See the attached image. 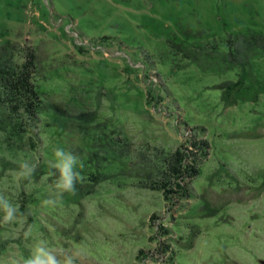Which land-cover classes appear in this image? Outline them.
Wrapping results in <instances>:
<instances>
[{"label":"rangeland","instance_id":"1","mask_svg":"<svg viewBox=\"0 0 264 264\" xmlns=\"http://www.w3.org/2000/svg\"><path fill=\"white\" fill-rule=\"evenodd\" d=\"M251 30L264 39V0H0V42L34 48L44 111L33 143L4 153L0 196L32 194L63 221L0 223V264H24L39 241L61 264H263L264 49L247 50ZM174 31L220 51L215 69L177 55ZM56 148L91 184L79 204L39 169ZM154 161L153 180L137 173ZM25 165L38 175L18 179Z\"/></svg>","mask_w":264,"mask_h":264},{"label":"trees","instance_id":"2","mask_svg":"<svg viewBox=\"0 0 264 264\" xmlns=\"http://www.w3.org/2000/svg\"><path fill=\"white\" fill-rule=\"evenodd\" d=\"M252 31V30H251ZM175 32V31H174ZM173 36H170V41H175V50L179 51L177 55H181L182 57L191 58L190 61L192 63L197 64L198 67L201 69H204L205 66L198 61V59H206L205 62L209 63L210 68H214L215 62L217 61L216 57H218L220 51H217V56L210 55L208 51L211 49V46L207 43L200 45L196 44L195 41H198L196 39H192V36L189 37L178 32L173 33ZM250 36L251 42H246L249 45L246 46L247 50L249 48H252L254 50V53L252 55H256L258 52L264 49V39L263 36H259L258 38L255 37L254 31H252V34L249 32L244 35L245 37ZM168 41V40H167ZM166 41V42H167ZM178 41V42H177ZM201 42V40H199ZM231 40H228L229 44ZM169 42V41H168ZM198 43V42H197ZM210 47V49H208ZM246 50V51H247ZM233 53V54H232ZM236 51L231 52L230 54L233 55V57L236 55ZM237 58V57H236ZM214 60V61H213ZM189 61V60H188ZM237 61V60H236ZM203 67V68H202ZM215 69V68H214ZM218 70V67H217ZM37 71L36 67V56L35 51L32 46H21L18 42L12 41L9 39H6L4 41L0 42V169H5L7 163H12L10 159L7 161H3L4 153L7 152L11 155H15V153L18 154L17 150L23 151L26 148L27 142L33 143L34 139V133H33V124L37 122V120L40 118L41 113H44L42 110V97L41 93L37 90V87L35 85V74ZM244 77V76H243ZM82 116L81 119H88L93 120L95 115H92L91 113H82L80 114ZM79 119V118H76ZM74 119V121L76 120ZM60 118L58 117V125H60ZM81 122L80 120L77 121ZM35 127V126H34ZM32 131V132H31ZM25 137H28L26 139ZM125 139V138H124ZM115 142V141H114ZM125 141L121 142H115L112 146L120 147V143H124ZM127 143V142H126ZM29 149H32L29 145L27 146ZM3 150V152H1ZM141 157H147L145 153L141 155ZM41 158V157H40ZM6 159V158H5ZM117 159V158H116ZM115 159V160H116ZM123 158H118L117 160L119 162H123L122 164L128 171H133L137 169L135 166H133L135 163L134 161L126 159L125 161L122 160ZM121 160V161H120ZM7 162V163H6ZM155 166L153 168L146 166L145 164H142V170L137 172L141 173V175L145 176L148 179L153 180L156 170V162L154 161ZM39 169L41 172L45 173L47 177L54 178L55 176L53 173L55 172V169L51 167V165L46 163H40ZM171 170V168H170ZM190 169V173H194ZM156 171V172H155ZM188 171V172H189ZM3 171H0V173ZM197 172V171H196ZM39 171L33 169L31 171L30 178H34L38 175ZM162 173V171H160ZM178 174V172H176ZM92 179L98 178L97 176H90ZM27 177V178H29ZM161 180H154L152 183L151 188L153 189H160L161 191L165 193L166 198L168 197L167 194H171V189L167 188ZM91 184L88 180H80L75 184V190L73 192H65V193H59L60 196L67 202L79 204L81 197H83L84 194L88 193L89 190H91ZM180 189V188H179ZM183 191H187L186 188L182 189ZM21 197L19 198V209L21 213V217H26L25 219L28 221L29 224H36L38 227L40 226L38 223L39 219H46L48 221H51L53 224H58V221L61 220V217H57V215L53 212H44V215H42V212L38 209L30 208L36 207L38 202L37 198L34 197V195H27L25 196L24 191L20 192ZM63 222V221H62ZM4 226V225H3ZM2 226V227H3ZM5 227V226H4ZM53 231V229H52ZM55 231H58V229H55ZM46 236H50V233H45ZM21 245V244H20ZM23 245V244H22Z\"/></svg>","mask_w":264,"mask_h":264},{"label":"clouds","instance_id":"3","mask_svg":"<svg viewBox=\"0 0 264 264\" xmlns=\"http://www.w3.org/2000/svg\"><path fill=\"white\" fill-rule=\"evenodd\" d=\"M51 167L55 169V188L62 194L73 192L75 184L82 180L78 167V158L71 152L63 148H56L54 159L51 161ZM31 168L25 165L18 173V179H25L31 175ZM45 203L55 204V201L48 200ZM21 215L19 205L0 196V223H13ZM63 264H75V256L61 254ZM15 264V261H13ZM24 264H61L57 255L50 251L49 247L43 241H39L33 247L30 256L24 258Z\"/></svg>","mask_w":264,"mask_h":264},{"label":"water","instance_id":"4","mask_svg":"<svg viewBox=\"0 0 264 264\" xmlns=\"http://www.w3.org/2000/svg\"><path fill=\"white\" fill-rule=\"evenodd\" d=\"M264 264V263H263Z\"/></svg>","mask_w":264,"mask_h":264}]
</instances>
